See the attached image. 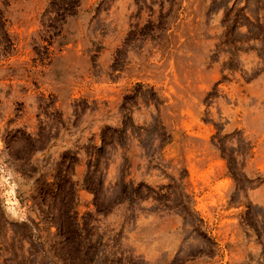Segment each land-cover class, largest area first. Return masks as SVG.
<instances>
[{"label":"rangeland","instance_id":"1","mask_svg":"<svg viewBox=\"0 0 264 264\" xmlns=\"http://www.w3.org/2000/svg\"><path fill=\"white\" fill-rule=\"evenodd\" d=\"M0 264H264V0H0Z\"/></svg>","mask_w":264,"mask_h":264}]
</instances>
